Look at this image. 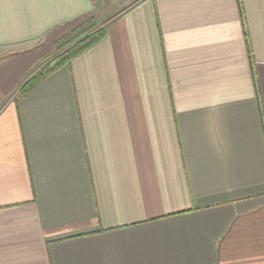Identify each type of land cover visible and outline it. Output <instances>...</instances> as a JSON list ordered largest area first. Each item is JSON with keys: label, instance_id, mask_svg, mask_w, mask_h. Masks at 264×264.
Segmentation results:
<instances>
[{"label": "crops", "instance_id": "crops-1", "mask_svg": "<svg viewBox=\"0 0 264 264\" xmlns=\"http://www.w3.org/2000/svg\"><path fill=\"white\" fill-rule=\"evenodd\" d=\"M0 264H264V0H0Z\"/></svg>", "mask_w": 264, "mask_h": 264}, {"label": "trees", "instance_id": "trees-1", "mask_svg": "<svg viewBox=\"0 0 264 264\" xmlns=\"http://www.w3.org/2000/svg\"><path fill=\"white\" fill-rule=\"evenodd\" d=\"M90 31H93V32L88 33ZM83 35H86V36L83 39L76 42L73 46L68 48L65 52H62L61 54L52 58L49 62H47L40 69V71L36 75L29 78V80L21 88V92L23 94H26L49 73L69 63V61L74 56L84 51L85 49H87L88 47L96 43L97 41L101 40L104 36V32L101 29L96 28V23L93 20L89 19L85 21L82 25H80L79 27L72 30L69 34L64 36L62 39H60L57 43V46L58 47L67 46L77 41Z\"/></svg>", "mask_w": 264, "mask_h": 264}, {"label": "rangeland", "instance_id": "rangeland-1", "mask_svg": "<svg viewBox=\"0 0 264 264\" xmlns=\"http://www.w3.org/2000/svg\"><path fill=\"white\" fill-rule=\"evenodd\" d=\"M95 30V29H94ZM93 31H90L88 33H91ZM87 33V34H88ZM86 34V35H87ZM86 35H83L82 37H80L77 41L67 45V46H64V47H58V46H54V48L47 54L43 57V59H41V61L39 62L38 64V68L36 69L35 71V75L40 71V69L47 63L49 62L52 58L56 57L57 55L61 54L62 52H65L68 48H70L71 46H73L76 42H78L79 40L83 39Z\"/></svg>", "mask_w": 264, "mask_h": 264}]
</instances>
